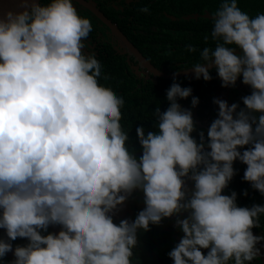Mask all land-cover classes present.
Instances as JSON below:
<instances>
[{
  "label": "clouds",
  "instance_id": "9594fccd",
  "mask_svg": "<svg viewBox=\"0 0 264 264\" xmlns=\"http://www.w3.org/2000/svg\"><path fill=\"white\" fill-rule=\"evenodd\" d=\"M211 19L215 47L191 70L210 81L214 67L225 88L242 77L252 89L246 109L214 100L218 118L198 142L193 112L178 103L192 89L174 82L169 107L154 110L155 130L136 128L137 157L121 124L123 97L100 83L102 64L83 52L91 20L72 0H19L0 11V260L13 252L11 264H133L138 232L173 217L183 233L168 253L174 264H251L260 255L264 236L252 230L264 206L240 207L235 191L223 193L239 160L264 195V13L220 0ZM137 191L143 210L114 222ZM17 238L29 242L13 249Z\"/></svg>",
  "mask_w": 264,
  "mask_h": 264
},
{
  "label": "trees",
  "instance_id": "16d2710c",
  "mask_svg": "<svg viewBox=\"0 0 264 264\" xmlns=\"http://www.w3.org/2000/svg\"><path fill=\"white\" fill-rule=\"evenodd\" d=\"M50 0H46V4ZM220 0H134L132 3L133 25L127 23L125 15L115 11L112 15L105 8H102L106 15L113 18L122 31L126 32L132 41L140 48L143 54L151 63L163 73L181 72L201 62L200 51L204 47H215L211 40L210 33L213 28L212 15L219 7ZM241 10L255 17L258 13H264V0H238ZM149 8V13L138 11L141 8ZM78 12V11H77ZM209 36L208 43H205V35ZM191 45L197 49L196 52H189L186 46ZM113 47V46H112ZM241 53L239 48L236 54ZM102 64V77L100 83L112 88L118 96H122L125 103L121 108V124L125 132L129 134V147L135 149L137 157L142 154L136 133L137 127H144L146 131L155 130V117L153 115L157 106L161 111L169 107L166 92L170 86L177 82L180 85L185 83V88L192 89V96L199 99L196 107L191 106L196 122V131L193 137L199 142V132L203 131L207 137V131L211 123L218 118L219 107L214 100L221 99L217 95L216 69L210 70L212 79L205 81L202 78L184 76L177 79H190L191 81H177L174 78L155 76L156 81H138L135 73L130 69V63L126 55L115 53L113 48H108L107 54L102 53L97 57ZM107 75L108 80L103 76ZM242 98L250 95V86L243 87ZM229 102V101H227ZM183 108V102L178 100ZM187 108V105H184ZM240 109H246L243 99L239 105ZM239 111V109H238ZM247 150L240 149L241 152ZM235 176L225 189V195L233 191L237 193V205L251 208L254 205L264 206V195L252 188L251 184L243 179L247 165L239 160L234 162ZM192 185V182L189 181ZM247 191V196L244 192ZM176 218H165L160 225H150V231L138 232V246L134 249L133 264H174L168 253L180 242L183 233L175 227ZM260 227L253 228V234L264 236V215L260 218ZM264 250V241L258 245ZM205 255L209 251L203 249ZM0 264H10L5 259ZM234 264V262H231ZM251 264H264V251L254 259Z\"/></svg>",
  "mask_w": 264,
  "mask_h": 264
},
{
  "label": "flooded vegetation",
  "instance_id": "af4514ba",
  "mask_svg": "<svg viewBox=\"0 0 264 264\" xmlns=\"http://www.w3.org/2000/svg\"><path fill=\"white\" fill-rule=\"evenodd\" d=\"M85 1L98 8L105 15L106 12L102 8H105L112 15L114 14L115 11H117L120 14V16H124L125 15L124 12L126 10L125 8L128 7L129 9H128V13L126 14V20L127 23L130 25V27H132L133 14L131 12L132 11L131 7L134 0H85ZM72 2L74 7L77 9L79 15L81 17L89 18L93 26V30L90 33V36L87 38V40L84 41V43L87 45V47L83 49L85 55H90L94 53L97 58V57H101L102 53L107 54L108 48L109 49L113 48L115 53L126 55L127 61L130 63L129 65L130 69L135 73L136 76L135 79H137L138 81H154V80L156 81V78L151 76V74L155 76H160V75H156L154 72L150 71L149 68L140 59V57L120 36L117 35V33H115L104 21H102L89 7H87L86 5H84L83 3L77 0H72ZM40 4L46 5V0H42ZM106 16L113 21V18L111 19L110 16L108 15ZM114 23L118 26L116 22ZM120 30L122 31L121 28ZM122 32L127 36L130 42L140 51V53L144 56V58L149 63H151V61L143 54L140 48L132 41L130 36L126 32L124 31ZM173 73H178V72H173ZM173 73H167V74H173ZM185 78L184 79L174 78V79H177V81L180 80L191 81L190 79L187 78L186 80ZM216 78H217V95L215 96H219L221 97V99H225L229 101L228 102L229 105H232L234 103L240 105L242 100L241 93L242 91L244 92L243 90L244 84L242 83V79H241L242 77L238 79L235 87L229 86L227 88L222 86V80L219 78L218 74L216 75ZM181 101L182 102L185 101V104L187 105L186 109L190 108L191 106L190 100L187 101L181 100ZM188 186L190 188L192 187L190 182H188ZM144 207L145 205L143 202V195L141 192L137 191L126 202L125 206L123 207V210L114 217V222L119 223L121 219L134 220L138 212L143 210ZM58 227L60 228V226ZM48 233H55L52 226L49 227ZM48 233L42 232V234L44 235ZM0 238L7 239L6 230L0 229ZM28 242L29 241L25 238H17V240L11 241L14 248L17 245L26 246ZM263 251L264 250H262L260 247V253ZM5 259H7L11 264V259L7 255L0 261H3Z\"/></svg>",
  "mask_w": 264,
  "mask_h": 264
},
{
  "label": "water",
  "instance_id": "95a60500",
  "mask_svg": "<svg viewBox=\"0 0 264 264\" xmlns=\"http://www.w3.org/2000/svg\"><path fill=\"white\" fill-rule=\"evenodd\" d=\"M41 1L42 0H37L38 3H41ZM77 1H80L81 3L89 7L102 21H104L115 33H117V35L120 36L133 49V51L140 57V59L149 68V70L154 72L156 75H160V76L167 77V78H180L184 76L193 77L195 75L194 71H192L191 69L184 70L178 73H173V74H167V73H163L159 71L144 58V56L130 42L127 36L120 30V28L112 20H110L103 12H101L98 8H96L95 6H93L92 4L88 3L85 0H77ZM18 4H19V0H0V11L2 10L6 11L9 8H17ZM212 69H214V67L211 68L210 70ZM52 228L56 234H58V232L61 230L58 226H52ZM6 255L11 259V262L15 259L13 252H9Z\"/></svg>",
  "mask_w": 264,
  "mask_h": 264
},
{
  "label": "rangeland",
  "instance_id": "374dc122",
  "mask_svg": "<svg viewBox=\"0 0 264 264\" xmlns=\"http://www.w3.org/2000/svg\"><path fill=\"white\" fill-rule=\"evenodd\" d=\"M216 75H217V71H216ZM242 79V78H241ZM181 87H185V84H182ZM190 98H187V99H183V100H189ZM185 101H183V108L185 107ZM1 262V261H0Z\"/></svg>",
  "mask_w": 264,
  "mask_h": 264
}]
</instances>
